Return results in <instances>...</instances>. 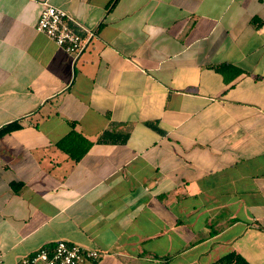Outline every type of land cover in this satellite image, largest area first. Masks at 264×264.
Here are the masks:
<instances>
[{"label": "crops", "instance_id": "crops-1", "mask_svg": "<svg viewBox=\"0 0 264 264\" xmlns=\"http://www.w3.org/2000/svg\"><path fill=\"white\" fill-rule=\"evenodd\" d=\"M45 1L94 33L76 59L35 30ZM13 122L0 264L60 240L101 254L80 264H264V0H0Z\"/></svg>", "mask_w": 264, "mask_h": 264}, {"label": "built area", "instance_id": "built-area-1", "mask_svg": "<svg viewBox=\"0 0 264 264\" xmlns=\"http://www.w3.org/2000/svg\"><path fill=\"white\" fill-rule=\"evenodd\" d=\"M72 24L80 27L64 10L45 1L36 20L35 30L44 33L76 59L91 41L94 33L87 30V36L83 37ZM100 255L97 250L85 249L78 244L60 240L41 246L20 259L17 264H80L86 261L94 262Z\"/></svg>", "mask_w": 264, "mask_h": 264}, {"label": "trees", "instance_id": "trees-1", "mask_svg": "<svg viewBox=\"0 0 264 264\" xmlns=\"http://www.w3.org/2000/svg\"><path fill=\"white\" fill-rule=\"evenodd\" d=\"M19 127V125L15 122L13 123H8L6 125H4L3 127L0 128V136L8 133L12 130H15ZM107 134V133H105ZM126 136V135H125ZM105 137V136H103ZM16 187V185H15ZM217 264H249L244 257H242L240 254H238L235 251H231L225 255H223L222 257H220L218 259V261H216Z\"/></svg>", "mask_w": 264, "mask_h": 264}]
</instances>
